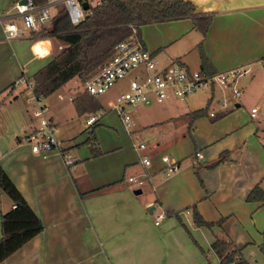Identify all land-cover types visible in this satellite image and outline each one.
Segmentation results:
<instances>
[{
  "label": "crops",
  "instance_id": "0c3cea01",
  "mask_svg": "<svg viewBox=\"0 0 264 264\" xmlns=\"http://www.w3.org/2000/svg\"><path fill=\"white\" fill-rule=\"evenodd\" d=\"M14 1L0 0L2 21L12 14ZM190 1L196 17L209 18L204 35L192 17L139 27L158 62L179 61L207 72L241 65L250 70L239 78L242 96L234 106L224 97L226 87L220 86V92L215 86L205 89L210 91L207 112L192 121L187 115L202 108L195 102L190 106L160 104L164 106L159 115L162 125L173 119L178 123L164 136L176 142L175 149L182 147L173 150L176 155L172 156L179 168L168 174L161 161L165 153L154 151L150 165L143 166L133 142L124 136L120 142L111 130L106 133L104 126L118 123L106 115L102 118L105 113L93 126L96 154L79 146L68 168L56 151L46 156L33 153L24 137L36 120L31 113L24 118L21 91L16 92L12 83L21 73L30 77L44 64L56 51V40L31 35L7 40L0 21V165L43 223L39 233L0 264H204L186 231H197L198 243L210 249L215 236L228 237L241 247L250 264H264L258 247L264 242V202L247 198L256 185L264 191V66L258 63L264 58V0ZM200 41L205 61L198 48ZM71 79L43 97L48 98L46 114L54 129L61 121L67 122L69 113L72 117L87 115L93 107H102L98 95L89 96L83 88L71 92L66 86ZM116 85L119 91L125 82ZM69 96L73 99L68 100ZM65 98L70 104H65ZM113 100L106 103L110 106ZM253 108H258L255 117L250 115ZM76 130L71 124L65 133L60 132L61 140L69 143ZM68 143V149L75 145ZM195 151L201 152L200 160L195 159ZM127 171L128 175L147 173L149 183L142 197L137 196L143 193L141 187L140 193H134L130 181H124ZM3 195L0 214L11 206L10 199L3 202ZM147 209L149 214L158 209L156 215L164 212L165 217L155 224ZM191 210L213 225L195 226ZM216 259L217 264V255Z\"/></svg>",
  "mask_w": 264,
  "mask_h": 264
},
{
  "label": "built area",
  "instance_id": "2783aa9c",
  "mask_svg": "<svg viewBox=\"0 0 264 264\" xmlns=\"http://www.w3.org/2000/svg\"><path fill=\"white\" fill-rule=\"evenodd\" d=\"M87 3L83 8L82 2ZM101 3V0H15L11 15H7L2 21V30L7 40L15 38L30 37L31 31H38L42 26L50 23L55 14L56 6L63 5L67 17L72 24L80 22L85 15H90ZM15 19H18L16 21ZM130 33L122 40L116 42L113 54L108 57L95 71L81 79L83 90L97 96L104 93L116 83L125 82L115 99L109 102L122 122L123 128L131 134L135 127L130 119L126 107L143 104H163L171 98L186 100L190 94L197 90H205L214 86L226 87L230 90L232 97H237L240 92L239 78L250 70L248 65L234 66L214 72H207L201 68L191 69L179 61H173L165 67H158V59L150 51L140 36L139 28L130 23ZM60 47V45H59ZM258 63L264 66V58ZM36 83L30 77L21 73L12 83L13 88L25 89L27 101L30 105V113L35 118L36 124L29 133L25 135V141L29 144L33 153L46 156L50 151H56L64 164L69 168L74 163V158L68 146L63 140L56 137L53 123L46 114V104L42 101L43 95L35 92ZM72 96L68 100H72ZM223 101V99L221 100ZM225 101L222 102V105ZM258 108L251 109L250 115L257 116ZM105 113L103 108L90 112L84 121L85 127L92 126ZM214 116V112H209ZM139 162L143 166L151 163V157L146 151L143 141L133 142ZM195 159L200 160L202 154L195 151ZM161 161L164 163L165 173L175 172L179 168L178 162L163 154ZM146 172L127 176L130 182H136L140 188L145 179ZM186 210L185 213H187ZM164 212L155 216L154 223L158 224L164 218Z\"/></svg>",
  "mask_w": 264,
  "mask_h": 264
},
{
  "label": "trees",
  "instance_id": "16d2710c",
  "mask_svg": "<svg viewBox=\"0 0 264 264\" xmlns=\"http://www.w3.org/2000/svg\"><path fill=\"white\" fill-rule=\"evenodd\" d=\"M197 15L190 0H101L92 14H87L80 22L72 24L63 5H57L50 23L38 31H31L32 38L53 37L60 45L30 76L36 83L35 92L46 96L74 76L83 79L95 71L113 54L116 42L130 33V23L139 28L148 22L192 17L204 35L209 18L203 14L196 17ZM200 21H203L202 24ZM201 43H198V48L201 59L205 61ZM89 96L95 97L90 94ZM98 108L95 106L92 110ZM206 112L207 105L191 111L190 121ZM85 142L91 153L96 154L95 143H92L90 137ZM218 161L219 159L214 164ZM2 194L10 199L11 206L0 214V263L43 229L41 219L0 165V196ZM247 198L264 202V191L256 185L249 191ZM191 213L195 226L213 225L212 222L204 220L197 211L191 210ZM175 216L179 218V212ZM210 247L219 259L217 264H250L243 256L241 247L236 246L228 237L215 236ZM258 247L264 257V242Z\"/></svg>",
  "mask_w": 264,
  "mask_h": 264
},
{
  "label": "rangeland",
  "instance_id": "374dc122",
  "mask_svg": "<svg viewBox=\"0 0 264 264\" xmlns=\"http://www.w3.org/2000/svg\"><path fill=\"white\" fill-rule=\"evenodd\" d=\"M5 20H7V19H5ZM15 20L18 21V19H15ZM23 38H27V37H23ZM58 43H59L58 40H56V42L54 41V51L59 49ZM44 44L46 45V43H44ZM33 65H34L33 62L28 64V68L31 69V67ZM165 66H166V64H162L161 62H158V67L163 68ZM197 68L198 67H193L191 69H197ZM116 84L113 85L112 87H110L104 93L98 95V99L102 103L101 108H103L105 110V114L103 115L102 118H104V116L106 115L108 117L113 118V121H116L118 123V125L117 124L109 125L110 129L107 126H104L106 129L107 128L109 129V130L107 129L104 131L106 133L112 131L115 135H117L118 137L121 138L120 142H123V140H122L123 136L125 138L127 137L129 139L130 143L143 141L146 144V151H148V154L150 155V157H152L154 155V151H158V150H159V155L162 153H165L170 158H172L173 155H176V152H173V150L182 149V147L179 146L175 149V143L176 142L165 137L164 134L172 128L171 125L177 124V126H178V123H177L176 119H173V122H170L168 124L164 123V125H162V123L160 122V120H162V119H161V116H159V115L161 114V110L164 107L163 105L140 103V104L135 105L133 107L127 106L126 111L129 113L130 119L135 123V130L133 131L132 134L126 133L125 129L123 128V126L121 125V123L119 121V118H118L115 110L110 108V106L106 103L108 99L113 100L117 96L116 91H118L117 90L118 85H116ZM66 86L69 87L71 92L78 91V90L83 88L81 79L78 76H76L74 79H71L66 84ZM215 89L218 92H220L219 86L216 85ZM14 90H16V92H17V90L21 91V92H19L21 94L20 97L23 100L24 105L26 107L25 108L22 106L21 111L23 113L24 118L27 119L28 117H30V105H29V102L27 101V92L25 89L22 91L21 89L14 88ZM224 90H225L224 97L227 100V102L229 103V105H231V106H234L233 103L238 98H240L242 96V92H240V94L237 97H232L231 92L228 88H225ZM209 94H210V91L197 90V91L193 92L192 94H190L186 100H179V99L171 98L168 101H166L165 104H166V106L169 104H174V105H170V106L185 105V104L190 106L192 103L195 102L199 107H203L206 104V101H207L206 98L208 97ZM263 94H264V89H263ZM64 95L67 96L68 93H66ZM42 101L44 103H45V101L48 102V98L45 100L42 98ZM13 102L14 101L12 100L11 103H13ZM65 102H66L65 104H70V101H68L67 98H65ZM10 104H8V107ZM69 110H70V108H69ZM70 111H72V110H70ZM87 115H86V113H84L81 116L76 114L72 117V114L69 113V115L67 117V122L61 121L59 126L58 127L56 126L55 127L56 129H54L56 137L60 138L61 137L60 132L62 131L65 133L67 128L69 130V126L71 124L75 125V127L77 128L73 139L69 142L70 144H72V141H73V143H75V145L72 146L71 149H69L73 158H74V155H75L74 153H75V150L77 149V147L83 146L89 150V146H88L87 142H85L88 137H90L91 141H93L95 144L98 142L97 136L95 134V128L93 127L96 125H92L89 127H85V125H84V121H85ZM23 116L20 118L22 121H24ZM187 116H189V114ZM102 118L100 120H102ZM189 119H191V117H189ZM100 120H98V121H100ZM175 122H176V124H175ZM35 124H36V122H35ZM28 131H29V129L26 130V133L30 132V131L29 132ZM22 136L24 137V133L22 134ZM63 142L66 145L68 143V142L66 143L65 140H63ZM158 145H160L159 148H157ZM130 172H131V170H130ZM132 173H135V172H132ZM129 174L131 175V173H129ZM127 175H128V171H127V174L125 175V178H124L125 182H127ZM143 178L145 179L143 185L141 186L143 193L141 195L137 194V196H139V197H142L145 194L146 185L149 183L148 177L143 176ZM74 180L76 181V183H78L77 178H75ZM150 181H151V179H150ZM127 183L129 184V186L132 189H135V187H137V183L135 181L134 182H127ZM8 201H9V198L6 195H3V202L6 203ZM157 211H158V209H157ZM157 211H154L153 214H149V209H147V214L149 216L153 217L152 221L155 220L154 216L156 215ZM183 221L185 222L186 226L188 225L190 227L189 223L186 220H183ZM186 236H187L188 240L194 246H196V248H198L200 255L203 258L202 262L204 261V264H216L217 259H216V255L214 254V252L210 248L202 247L198 243L199 242L198 238H200V236H199V233L197 231L196 232L186 231Z\"/></svg>",
  "mask_w": 264,
  "mask_h": 264
},
{
  "label": "water",
  "instance_id": "95a60500",
  "mask_svg": "<svg viewBox=\"0 0 264 264\" xmlns=\"http://www.w3.org/2000/svg\"><path fill=\"white\" fill-rule=\"evenodd\" d=\"M21 1H24V0H21ZM82 6H83V8H86L87 7V3L84 1V2H82ZM236 106L238 105V103H236L235 104ZM140 188H136V189H134V193H140Z\"/></svg>",
  "mask_w": 264,
  "mask_h": 264
}]
</instances>
